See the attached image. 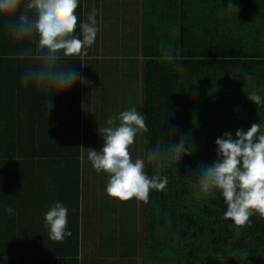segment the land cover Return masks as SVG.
Segmentation results:
<instances>
[{"label": "trees", "instance_id": "obj_1", "mask_svg": "<svg viewBox=\"0 0 264 264\" xmlns=\"http://www.w3.org/2000/svg\"><path fill=\"white\" fill-rule=\"evenodd\" d=\"M84 1L79 0L76 10L78 25L90 15L80 10ZM124 2L120 10L121 1L113 0L109 10L115 8L108 15V4L102 1L104 11L96 14L100 22H118L116 28L122 29L99 28L96 18L95 41L101 36L104 54L119 51L122 57L93 56L91 62L88 48L86 55L62 59L64 67L71 66L83 79L58 94L22 84L23 72L36 61L20 58L18 51L26 42L12 39L0 18V197L13 201L16 191L33 201V209L24 210L25 218L21 211L0 210V253L18 256L0 258V264H50L54 254L67 252L73 254L63 264H78V224L88 205L84 200L90 192L95 199V186L90 191L91 184L83 182L91 174L94 182L100 179L102 184L103 176L108 180L80 155L102 148L98 128L127 110L128 92L136 99L131 108L144 115L149 129L137 136L132 157L140 153L144 158L161 139L185 140L191 155L162 170L169 180L166 188L152 190L149 202H141L138 236H130L129 214L121 205L117 228L110 214L102 217L101 245L98 240L90 243L96 255L82 254L91 264L134 263L139 254L141 264H264V218L254 214L251 224L237 234L233 221L224 217L227 205L220 192L202 196L188 178L201 164L217 160L215 141L225 132L235 139L237 129L264 124V107L247 97L254 90L264 97V0H137L133 6ZM230 3L234 7L228 8ZM76 35L82 39L79 26ZM169 44L177 57L172 63L162 52ZM24 90L30 94L22 99ZM50 100L51 109L46 107ZM145 164L151 176L154 165ZM55 200L68 209L67 230L72 235L63 242L46 238L41 225L40 205L50 208ZM34 220H39L41 230ZM104 242L107 251L102 254L118 251L126 258L118 260L109 253L99 258L97 250ZM32 252L37 258H31Z\"/></svg>", "mask_w": 264, "mask_h": 264}, {"label": "clouds", "instance_id": "obj_2", "mask_svg": "<svg viewBox=\"0 0 264 264\" xmlns=\"http://www.w3.org/2000/svg\"><path fill=\"white\" fill-rule=\"evenodd\" d=\"M78 6L79 0H0L5 31L12 39L26 42L18 51L20 58L36 61L22 74L24 86L32 84L45 94L50 90L58 94L83 79L71 66L61 64L62 59L86 55L96 41L95 11L78 25ZM230 7L234 6L230 3ZM78 26L82 39L76 35ZM162 52L169 63L177 59L170 44L162 46ZM247 97L258 107H264V97L255 90ZM46 107H53L52 100ZM105 124L98 128L104 141L102 148L99 151L89 148L87 157L97 173L108 175L107 195L120 202L135 198L147 204L152 190L163 191L169 183L162 170L172 163L177 166L182 156L191 155L185 140L172 143L161 139L146 151L144 158L133 161L130 148L138 135L149 131L144 115L135 107L109 117ZM215 144L217 160L201 164L188 178L194 191L202 196L214 197L220 192L227 205L224 217L233 221L239 234L251 224L254 214L264 218V124L253 123L247 131L237 129L235 139L225 132ZM145 161L154 165L151 176L145 171ZM6 211L12 214L14 209L9 207ZM67 216L68 209L59 202L44 214L52 241L63 242L71 237Z\"/></svg>", "mask_w": 264, "mask_h": 264}, {"label": "rangeland", "instance_id": "obj_3", "mask_svg": "<svg viewBox=\"0 0 264 264\" xmlns=\"http://www.w3.org/2000/svg\"><path fill=\"white\" fill-rule=\"evenodd\" d=\"M136 1L137 0H129V1H125L124 3H132V6H133L136 3ZM100 17L101 16H99V15L96 16V18L98 19V23L100 22ZM119 17H121V15H119ZM135 17L139 18L138 16H132V18H135ZM117 23L115 22L110 27H112V29L114 28L115 30H121L122 28H116ZM99 38H100V43H97V46L96 47H89V49H88V51L90 52V55H89L90 58H89V60L91 62L93 60L92 59L93 56H96L97 59H102L104 56H107V55L109 57L113 58V59H116L117 57H119V58L122 57V55L120 56V54H117V52H119V51H113V52H108V53H105L104 54L105 40L101 36ZM93 53H95V54H93ZM137 55H138V57H140L141 56V52H138ZM15 70H16L15 74L16 75H19L18 72H17V69H15ZM13 72H14V69H13ZM21 94L23 96L22 97V99H23L26 96H28L30 93L27 90H24V91L21 92ZM125 101L127 103L126 106H127V110H128L129 108H131V105H133V101L136 102V99H133V97L131 96V93L128 92L127 97L125 98ZM137 147H139V145H137ZM138 155H141V154L140 153H137V155L133 156L132 158L138 157ZM80 157H81V160H84V159L87 160L88 159V157L86 155L85 156L80 155ZM87 180L88 181L83 182V184L85 186H88V185L92 184V180H93L92 177H90ZM105 180H106V178H105ZM16 187H18V185ZM21 192H22V190H21ZM97 193H98V190H96V193L95 194H97ZM12 197H14L13 198V201H7L4 198L2 199L0 197V210L11 207V208L14 209L15 214H17V211H21L23 215L20 216V217L25 218V216H24V210L26 208H31V207H29V205L30 204L33 205V201L27 195L26 196L20 195L16 191H14V196H12ZM109 200L115 204V207H117V205H119V207H121V205H123L124 207L126 206L125 207L126 209L124 211V214L125 215H128L129 214L128 217L130 218V220H129L130 222L128 223V227L132 230L130 236H138L139 235V230L141 229V226H142V220H141L142 219L141 201H138V200H135L134 201L133 200V201H128V202H120L117 199L115 201L112 198H109ZM104 204L106 206L107 202L104 201ZM36 206H39V205H36ZM40 206L42 207L41 225L43 224V228H44V232L43 233H44V236L45 237L48 236L46 238H49L48 228L45 226V221H44V214L49 210V208L47 206H44V205H40ZM31 209H33V208H31ZM137 214H138V217H137ZM102 220L103 219H101V223L100 224H102ZM9 222H11L12 224H15L16 217L12 218V220H9ZM9 222L7 224H11ZM34 223L36 224V227H37L38 231L42 229L39 220H37V221L34 220ZM88 224H89V219L86 216H84V217L80 216V222L78 224L79 225L78 226V231L81 230V229H87ZM79 233H80V231H79ZM80 235H81V233H80ZM94 235H96L97 238L99 239L100 234H98L97 232H94ZM84 237H85V235H84ZM82 238H83V236L81 235V239ZM81 241H82V247H81V249L79 251H78V249H76V252L78 251L77 252V256H76L77 257V260H78V263H80V264H91V260L88 257L84 256L82 254V251L83 252H87V253L96 254V249L90 248V243L91 242L89 243L87 240H83V239ZM99 242H101V241L98 240V243ZM51 252H52L51 250L48 251V252H46V254H44V258L50 256L51 255ZM136 252L138 253V250ZM131 253H134V252H131ZM71 254H73V253L67 252V253H64L63 256H61V257H58V258L53 257L54 259H52L51 261H49V263L50 264H58L60 259H67V256H69ZM30 256H31V258L33 257L34 259L37 258V254L34 253V252L30 253ZM8 257L11 258L12 260H17V258H18V256L16 254L0 253V258H5L6 259ZM121 257L126 258V256L125 255H122L121 253L120 254L119 253H116V255L114 257H112V258H116V259L118 258V260H119V258H121ZM92 258H94V257H92ZM141 262H142V258H141V255L139 254V258H136V256H135V262L134 263L127 262L126 264H141Z\"/></svg>", "mask_w": 264, "mask_h": 264}, {"label": "crops", "instance_id": "obj_4", "mask_svg": "<svg viewBox=\"0 0 264 264\" xmlns=\"http://www.w3.org/2000/svg\"><path fill=\"white\" fill-rule=\"evenodd\" d=\"M102 1L104 3H106V4H108V11H109L108 15H110V13H111L110 11L115 8L114 6H111L110 7L111 10H109V6L113 2V0H98V1H96V0H87L86 2L84 1L83 3H81V7H80V10L82 11V14H92L93 11H95L96 14H97V12H98V14H100L101 12L104 11L102 9V4H103ZM119 1H121V6H119V8L121 10V8L124 7L123 4H122L124 2V0H119ZM126 1H129V0H126ZM108 15H107V17H108ZM99 16H101V15H99ZM110 23L111 22L107 19V21L105 23L99 22L98 23V27L102 28L103 26H110L111 25ZM99 42H100V38H99L98 43ZM96 46H97V43L96 44L94 43L91 47H96ZM120 56H121V54H120ZM94 112H95V110L93 111V108H92L91 115ZM81 155L85 156V154H81ZM86 156H87V154H86ZM137 158H143V157H142V155H138V157L133 158V161H135V159H137ZM90 177H92V179H93V175L92 174H91ZM103 177H104V180H103L102 184L100 182V179L98 181H96V182H94L92 180V184L89 187V190L92 191V188H93V185H94L95 186V193H96V190H98V193L95 194V196H94L95 199L93 200V196L90 195V194H92V192H90V194H87V196H86V198L84 200V202L86 201V203L88 204L87 207H86V210L84 212L86 214V217L89 219V224H88L87 229H81L80 233L83 236L82 239L83 240H87L89 243L94 241V240H98L97 236L94 235V232H97L98 234L101 235V233H100L101 230L99 229V227H100L101 219H103L102 217L104 215H108L109 216V214H110L112 216V224L115 225V228H117L119 226V223L117 221H115V219L117 218V215H118V213L120 211L119 210V205H117V207H115V204L109 200L110 197L106 193L107 180H105V176H103ZM56 196L58 197V194H56L54 197H56ZM112 199L116 201V199H114V198H112ZM55 201H56L55 203L59 202V200H55ZM104 201L107 202L106 206L104 204ZM44 203H46V202H44ZM84 235H85L86 238L84 237ZM101 242H102V240H101ZM101 242H99V245H101ZM105 242L102 244V248L97 250V255H98L99 258L100 257H104V256L106 257V255L108 253H109V257H114L116 255V253H119L118 251H116L114 253L108 252L105 255L102 254V252L107 251L106 249H104ZM108 248H110V247L108 246ZM108 250H110V249H108ZM122 255H124V254L122 253ZM61 256H63V255H61V254H56L55 255L54 254L53 257L58 258V257H61ZM70 257H71V255L67 256V259H60L58 264H63L65 262H67L68 259H70ZM50 261H51V259H50ZM47 262H49V260ZM78 264H80V263H78Z\"/></svg>", "mask_w": 264, "mask_h": 264}]
</instances>
